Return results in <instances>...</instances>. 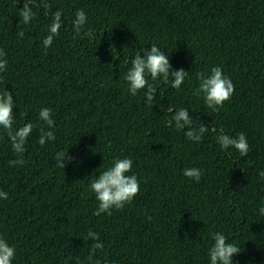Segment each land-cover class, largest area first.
<instances>
[{
	"label": "trees",
	"instance_id": "16d2710c",
	"mask_svg": "<svg viewBox=\"0 0 264 264\" xmlns=\"http://www.w3.org/2000/svg\"><path fill=\"white\" fill-rule=\"evenodd\" d=\"M39 0H37V3ZM62 26L52 45L51 12L34 7L22 22V0H0V49L7 70L0 90L13 93L15 124L34 125L25 152L16 154L0 127V237L16 250L12 264H90L99 234L100 264H210L212 235L222 232L241 251L233 264H264V0H48ZM78 9L87 15L73 31ZM91 29L94 39L83 35ZM23 31L20 38L17 33ZM156 44L170 71L188 76L179 88L162 79L155 100L128 92L124 76L131 58ZM143 56V52L140 53ZM220 66L235 85L218 112L195 95L198 72ZM50 108L55 140L38 143L41 108ZM179 108L193 127H209L199 142L168 121ZM249 142L244 156L225 151L217 132ZM73 159L61 169L56 154ZM129 157L140 181L131 203L112 214L94 215L98 201L90 180ZM22 159V165L9 166ZM201 170L199 181L183 175Z\"/></svg>",
	"mask_w": 264,
	"mask_h": 264
},
{
	"label": "clouds",
	"instance_id": "9594fccd",
	"mask_svg": "<svg viewBox=\"0 0 264 264\" xmlns=\"http://www.w3.org/2000/svg\"><path fill=\"white\" fill-rule=\"evenodd\" d=\"M23 6L19 8V16L22 22L28 25L35 17L33 11L34 7H43L47 14L51 12L52 19L48 28V34L42 41L45 49L49 48L55 37L59 35V29L62 26L61 11H52L48 0H22ZM87 23V15L83 9H78L75 14L73 22V31L76 35L81 34L83 26ZM20 38H23L24 32L17 33ZM83 35L90 39H94V33L91 29H84ZM150 48L141 49L130 60V67L128 68L124 79L128 84V92L135 96L139 91L143 90V96L146 103H152L157 94V88L154 84L149 83L150 76L153 81L162 79L164 82L171 83V87L179 88L185 78L188 76V71L179 68L170 71V63L168 55L161 51L156 44H150ZM143 52V56H141ZM6 53L0 49V72L7 70V60L4 58ZM197 78L199 80L198 87L194 90L195 95L203 98V106L211 111L218 112L223 107L224 102L228 101L235 89V85L230 77L223 73L220 66L211 67L206 74L198 72ZM15 101L13 93L6 90L5 87L0 90V127L4 130L7 138L11 142V148L16 154L25 152V145L27 138L31 136L34 125L32 122H26L22 126L14 127L15 120L13 115V107ZM171 113V118L168 121L170 125L174 124L177 130L185 129V136L190 141L199 142L204 133L209 131V127L200 123L199 127H193V119L189 117V111L186 108H179L173 111L168 109ZM38 119L42 122L39 128L38 143L43 147L47 142L55 140V135L52 131L46 130L54 127V120L50 108H41L38 113ZM217 132V142L225 151L235 149L240 153V156H246L249 152V142L245 133L240 132L235 137L224 133L223 129L217 130L215 127L211 129ZM73 157L67 154V151H59L56 154L57 165L63 169L67 162H71ZM22 159H15L9 161V166L22 165ZM133 160L129 157L114 158L111 166L99 173L90 180V191L94 193L98 201L94 215L106 213L112 214V209H122L126 204L131 203L133 198L140 190V181L135 174L131 173ZM183 175L199 181L201 178V170L196 167L186 168L183 170ZM264 179V171L258 173ZM8 194L0 191V199H7ZM260 214L264 215V205L259 209ZM84 239H91L97 241L94 243L89 252L88 260L90 264H100L99 260H94L95 251L103 248V244L99 241V234L94 231H89ZM214 243L208 249V256L210 264H233L232 256L240 253L241 249L237 245L230 243L229 238L222 232H215L212 235ZM16 255V250L11 246L6 239L0 237V264H12ZM107 264V262H105Z\"/></svg>",
	"mask_w": 264,
	"mask_h": 264
}]
</instances>
